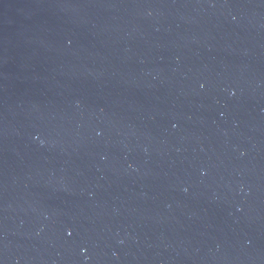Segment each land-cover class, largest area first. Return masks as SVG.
Masks as SVG:
<instances>
[{
  "label": "water",
  "instance_id": "1",
  "mask_svg": "<svg viewBox=\"0 0 264 264\" xmlns=\"http://www.w3.org/2000/svg\"><path fill=\"white\" fill-rule=\"evenodd\" d=\"M0 264H264V0H0Z\"/></svg>",
  "mask_w": 264,
  "mask_h": 264
}]
</instances>
